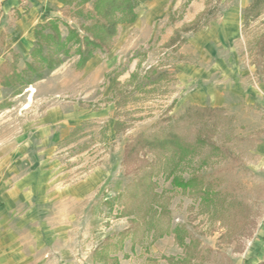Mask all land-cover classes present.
I'll return each mask as SVG.
<instances>
[{"label":"rangeland","instance_id":"rangeland-1","mask_svg":"<svg viewBox=\"0 0 264 264\" xmlns=\"http://www.w3.org/2000/svg\"><path fill=\"white\" fill-rule=\"evenodd\" d=\"M251 1L146 0L83 68L73 52L22 93L0 84V204L37 255L264 264V8L245 18ZM62 6L0 0V64L16 52L25 67L36 21L80 29Z\"/></svg>","mask_w":264,"mask_h":264},{"label":"trees","instance_id":"trees-1","mask_svg":"<svg viewBox=\"0 0 264 264\" xmlns=\"http://www.w3.org/2000/svg\"><path fill=\"white\" fill-rule=\"evenodd\" d=\"M91 1L93 9H86V4ZM144 1L146 0H59L62 7H69L71 14L81 20L80 29L71 26L60 16L37 22L34 26L33 46L25 67L18 69L19 57L16 52L13 53V60L8 59L0 64L1 86L13 88L15 94L22 93L25 88L63 64L73 52L79 56L77 66L83 68L98 50L109 49L119 23L135 20V8ZM263 8L264 0H252L245 10V18L258 16ZM61 24L66 27V31ZM0 39L4 43L2 34ZM175 41L176 38L173 37L172 42ZM4 44L8 49L11 48V44ZM1 52L0 50V56ZM122 124L117 121L115 126L121 127ZM173 141V138L167 137L161 139L160 144L163 147Z\"/></svg>","mask_w":264,"mask_h":264},{"label":"crops","instance_id":"crops-1","mask_svg":"<svg viewBox=\"0 0 264 264\" xmlns=\"http://www.w3.org/2000/svg\"><path fill=\"white\" fill-rule=\"evenodd\" d=\"M1 207L0 204V264H49L48 252L37 255L31 246L29 248L26 220L20 226L12 225L13 218L9 221Z\"/></svg>","mask_w":264,"mask_h":264}]
</instances>
